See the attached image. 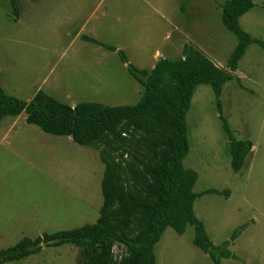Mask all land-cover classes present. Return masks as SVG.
<instances>
[{
	"label": "rangeland",
	"instance_id": "rangeland-1",
	"mask_svg": "<svg viewBox=\"0 0 264 264\" xmlns=\"http://www.w3.org/2000/svg\"><path fill=\"white\" fill-rule=\"evenodd\" d=\"M226 1L196 2L183 23L190 34L187 43L230 71L227 62L238 38L221 19ZM137 2L18 0L20 16L16 20L10 2L0 0L1 87L23 100L42 90L70 106L81 102L136 104L144 88L119 55L82 36L115 46L136 67L149 69L153 51L164 49L170 37V22L139 16ZM253 2L239 25L264 42V0ZM165 5L169 10L167 0ZM174 21L182 26L180 16ZM232 74L222 90L223 114L238 139L253 142L252 152L242 170L235 173L214 92L209 85H200L187 113L190 148L183 165L198 174L194 210L214 245L249 223L229 246L238 259L223 258L221 264H264V47L251 44ZM10 125L32 132L12 134L8 141H1ZM29 136L37 140H28ZM67 139L28 124L26 113L5 117L0 124V250L25 236L34 239L97 220L105 166L96 149ZM209 189H228L230 194H204ZM193 237L192 226L182 235L167 228L155 246L156 264H213L195 246ZM124 251L123 246H114L115 255ZM81 257V248L63 245L4 264H79Z\"/></svg>",
	"mask_w": 264,
	"mask_h": 264
},
{
	"label": "trees",
	"instance_id": "trees-1",
	"mask_svg": "<svg viewBox=\"0 0 264 264\" xmlns=\"http://www.w3.org/2000/svg\"><path fill=\"white\" fill-rule=\"evenodd\" d=\"M8 1L17 20L18 0ZM253 7V0H227L222 5V22L238 38L227 62L230 71L190 44L184 45L181 58H163L152 69H140L123 50L83 35L85 41L116 52L143 86V94L134 105L81 102L70 106L42 90L26 101L7 94L0 85V122L26 113V122L45 133L69 136L81 146L96 149L105 166L101 181L103 203L94 223L43 233L34 239L25 236L0 250V264L21 261L44 248L63 245L82 249L79 264H156L155 246L167 228L182 235L187 226L194 228L195 246L208 254L213 264H221L223 258L238 259L229 246L249 223L235 229L228 240L214 245L194 210L199 196L194 192L198 174L185 168L183 161L190 148L187 113L200 85H209L214 92L235 173L242 170L252 152L251 140L238 139L233 134L223 114L221 96L247 48L253 43L264 47V42L239 25L240 17ZM229 192L209 189L204 194L228 197ZM116 244L125 248L121 256L115 255Z\"/></svg>",
	"mask_w": 264,
	"mask_h": 264
},
{
	"label": "crops",
	"instance_id": "crops-1",
	"mask_svg": "<svg viewBox=\"0 0 264 264\" xmlns=\"http://www.w3.org/2000/svg\"><path fill=\"white\" fill-rule=\"evenodd\" d=\"M137 1H138L137 5L141 7V10H140L141 12H140L139 16L143 15V17H146L147 20H149L152 17H157L159 19L170 22V30H169L170 31L169 32L170 37L166 39L167 42H166V44H164V46H165L164 49L161 50V48H156L153 51L154 54L150 58V63L148 66L149 69H152L160 59H163V58L179 59V58H181L183 56L182 51H183L184 45L188 44L187 41L189 40V35H190L188 32L189 30L184 26V23H183L185 20L184 18L191 11V9L195 5H197L196 2L199 3L200 0H167V2L170 5L169 10H165L166 0H137ZM201 5L203 7H205L204 2ZM179 16L181 17V21H182L181 27L176 25L175 21H174V19H176ZM180 41H181V43H180ZM190 45H193V44H190ZM195 48L198 49L197 47H195ZM172 55H177V56H175L176 58H171ZM141 69H144V68H141ZM36 93L37 92H35V94ZM35 94H33V96L31 98H27L26 101H30L34 97ZM9 95H11V94H9ZM19 116L14 117V118H18ZM3 120L0 122V124H2ZM19 132L22 135H26V134L29 135V133H31L32 131L29 128H18L17 125H10L4 129V131H3L4 136H3V139L1 141H6V140L8 141L9 137L12 134H19ZM39 135L43 136V134H41V133H39ZM67 137H68V139H67L68 142H71L70 140H73L71 137H69V136H67ZM27 139L32 140V141L37 140L35 137H31V136H29V138H27ZM8 263H10V262H8Z\"/></svg>",
	"mask_w": 264,
	"mask_h": 264
}]
</instances>
